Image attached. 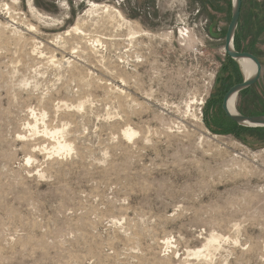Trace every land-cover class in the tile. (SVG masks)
<instances>
[{"label": "rangeland", "instance_id": "obj_1", "mask_svg": "<svg viewBox=\"0 0 264 264\" xmlns=\"http://www.w3.org/2000/svg\"><path fill=\"white\" fill-rule=\"evenodd\" d=\"M14 7L21 25L0 10V264H264V131L222 110L245 79L224 48L232 0ZM237 33L262 64L237 108L264 115V0H243Z\"/></svg>", "mask_w": 264, "mask_h": 264}, {"label": "water", "instance_id": "obj_2", "mask_svg": "<svg viewBox=\"0 0 264 264\" xmlns=\"http://www.w3.org/2000/svg\"><path fill=\"white\" fill-rule=\"evenodd\" d=\"M242 7L243 0H232V18L227 29L224 48L226 54L237 63L240 59L252 61L256 70L251 77L244 79L242 83L236 84L228 90L223 99L222 110L225 115L238 126L249 129H260L264 128V115L246 116L237 108V101L240 97V93L256 85L262 75V64L260 59L252 53L237 51L234 46V39L239 27Z\"/></svg>", "mask_w": 264, "mask_h": 264}, {"label": "bare ground", "instance_id": "obj_3", "mask_svg": "<svg viewBox=\"0 0 264 264\" xmlns=\"http://www.w3.org/2000/svg\"><path fill=\"white\" fill-rule=\"evenodd\" d=\"M16 1L17 0H11V4L9 5V4H4V8L3 9H0L1 11H3V12H5L4 14L6 15V17H7V19H9V21L10 22H12L13 24H20L21 25V23L23 22L22 20L23 19H21L20 17H19V14L17 13V10L15 9V7H14V4H16ZM93 7H97V6H95V4H93L92 5ZM30 8H31V10H32V14H34L33 13V11H34V9H33V7L32 6H30ZM98 8V7H97ZM2 12V13H3ZM1 13V12H0ZM125 21V20H124ZM127 24V23H126ZM79 25V24H78ZM9 26V25H8ZM80 29V28H79ZM79 29L76 27L75 29H73L74 31H79ZM87 30V29H86ZM71 30H69L68 32H70ZM89 30H87V32H88ZM86 31L84 32L83 31V29H82V31H80V32H77V34H79V35H81L82 37H85V38H91V37H89V36H91V34L88 32L87 33ZM90 32H91V30H90ZM72 33H73V31H72ZM68 35H69V33H68ZM74 35H76L75 33H74ZM80 36V37H81ZM93 36V35H92ZM84 38V39H85ZM98 38V37H97ZM79 39V38H78ZM80 39H82V38H80ZM107 39V38H106ZM238 64L240 65V68H241V70H242V72H243V75H244V77H245V79H248L249 77H251L254 73H255V70H256V67H255V65H254V63L252 62V61H250V60H248V59H240L239 60V62H238ZM52 135V134H51ZM126 136H129V133L128 132H126ZM58 146H59V148L60 149H68L69 151L70 150H72L71 149V146H68V145H63V144H61V143H58Z\"/></svg>", "mask_w": 264, "mask_h": 264}, {"label": "trees", "instance_id": "obj_4", "mask_svg": "<svg viewBox=\"0 0 264 264\" xmlns=\"http://www.w3.org/2000/svg\"><path fill=\"white\" fill-rule=\"evenodd\" d=\"M237 32H238V30H237ZM236 32V35H235V39H234V46H235V49L237 50V51H240V47H239V41L237 40V35H238V33ZM239 83H240V81H239ZM252 89V87L251 88H249V89H247V90H244L243 92H241L240 93V96L242 95H245L246 93H248L250 90ZM240 111V110H239ZM242 114H244V115H246L244 112H242V111H240ZM246 116H250V115H246ZM231 122V124H232V126L234 127V129H237V130H239V131H250V130H253V131H258V132H263L264 131V128H260V129H249V128H244V127H240V126H238L237 124H235L234 122H232V121H230Z\"/></svg>", "mask_w": 264, "mask_h": 264}]
</instances>
